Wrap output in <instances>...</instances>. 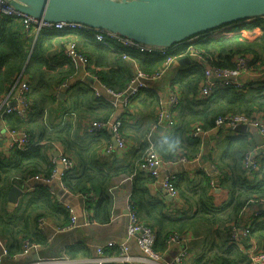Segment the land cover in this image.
I'll return each instance as SVG.
<instances>
[{
    "label": "trees",
    "instance_id": "1",
    "mask_svg": "<svg viewBox=\"0 0 264 264\" xmlns=\"http://www.w3.org/2000/svg\"><path fill=\"white\" fill-rule=\"evenodd\" d=\"M235 24L237 22L230 24L235 28L234 31H228L219 36L207 35L205 38L196 40L193 43L196 50L209 56L213 64L221 66H231L233 56L246 54L250 57L251 71L264 70V20L257 18L239 27ZM74 33L83 36L85 44L94 46L92 47L93 55L89 57V64L92 63L91 71L99 75L109 87L117 91L125 88L133 72L126 66L116 63L119 52L96 41L90 29ZM61 35L57 31H41L33 40V36L25 35V29L20 20L11 16H3L0 19V99L11 91L15 82H19L17 80H20L19 75L22 71L31 83L30 98L34 87L52 89L54 95L57 86L77 71V66L65 55L64 42L57 38ZM118 48L135 58L144 71H155L163 62V57L156 53H139L121 45H117V50ZM185 48V43L179 44L178 49L173 53L178 54ZM202 79V67L195 62L192 65L181 66L171 80V89L180 96L179 109L175 116L176 123L171 127V133L167 138L154 143L155 150L164 161H174L179 155H185L189 160L194 159L202 150V139L192 136L191 131L194 127L211 129L214 119L219 115L257 114L264 119V80L251 82L242 88H219L211 96H201L198 95V90ZM76 86L80 92L72 101V111L76 110L81 118L90 114L93 116L91 120H106L107 113L112 112L113 107L97 98L84 84L79 83ZM134 97L143 98L141 102L144 107H154L155 111L158 95L154 90L141 89ZM31 101V107L25 119L16 117L13 113H5L12 123L11 129H24L29 132L30 141L27 147L15 148L5 153L1 151L0 143V233L5 236L8 258L11 259V256L21 249L25 240L32 243L38 240L35 222L40 216L55 217L59 221L58 224L53 222L55 226L63 227L69 223L70 216L65 206L48 192L46 185H35L33 191L19 198L15 207L12 209L7 207L8 192L13 185L21 184L37 176L50 175L52 170L50 151L55 144L59 143L58 146L63 154L75 163L74 169L66 172L62 179L65 188L68 192H82L84 195L92 191L96 195L94 200L85 201L90 209L87 217L89 223L109 221L107 187L113 179L133 174L130 204L137 210L139 220L155 231L153 244L155 251L166 250V240L172 233L182 236L192 231L195 236L202 237V243H204V249L193 264H250L249 256L247 257V254L235 242L225 237V233L232 234L246 223L239 225V221L243 220L244 214L241 210L244 206L262 205L261 200H264V157L258 158L257 168L251 174L246 173L243 167V157L254 143L249 132L232 133L227 137L226 146L222 151L215 156L211 152L208 154L209 159L220 170L217 185L221 189L224 186L227 187L229 199L219 204L213 203V193L207 196L208 177L198 170V177L193 181L197 189H191L186 185L180 191L179 182L174 181L179 198L192 199L195 204V211L192 214L175 216L169 212L166 201L148 192L147 182L155 179L138 172L137 161L115 165L112 160L114 166L106 170L94 160L89 145L81 146L82 139L78 143L80 138L70 120L55 130L48 129L41 123L37 128L30 126L31 122L33 121V124L37 122L43 113L42 107L36 108L32 98ZM81 106H85L86 109L80 110ZM119 119L123 124L125 120L121 117ZM121 131L125 137L122 126ZM176 141L179 142L178 147L174 151L170 150L169 145ZM145 146L146 144L143 149ZM259 173L261 177H258ZM188 182L191 181L188 180ZM251 200H254V203L247 204ZM259 210L262 214L261 220L255 217L252 218L253 220H248L251 228L249 231L257 232L258 236L264 240V206L262 205ZM242 240H247V236H243ZM73 247L76 251H84V245L79 250ZM76 251L71 247L66 252L73 256Z\"/></svg>",
    "mask_w": 264,
    "mask_h": 264
},
{
    "label": "crops",
    "instance_id": "2",
    "mask_svg": "<svg viewBox=\"0 0 264 264\" xmlns=\"http://www.w3.org/2000/svg\"><path fill=\"white\" fill-rule=\"evenodd\" d=\"M60 33L62 35L57 38L64 42V52L67 48V43L72 39L77 41V49L80 53L86 55L88 59L93 55L92 47L94 46H92L91 44H85V39L83 36L76 35L75 33ZM36 36H33V40H35ZM54 48H56V44H54ZM233 57L231 58V61L233 60ZM192 59H190L188 63L178 62V60L173 62L166 70L164 75L154 82H149L148 87L154 89L158 96L166 95L169 90H172L171 80L176 75V72L184 64H195L196 61ZM116 63L121 66H126L129 70H131L133 72L132 77L138 69L142 70L139 62L132 57L122 59L117 56ZM91 68L92 63L91 65L88 64V66L84 69L81 66H77V71L63 80H66L68 82V86L66 88H63L60 91V94H58L57 96H54L52 94V89L34 87L35 89L33 88L31 91L33 104L34 106H36V108L37 106H41L43 113L38 118L37 122L33 124L32 121L30 126H34L37 128L38 124L41 123L48 129L55 130L56 128L64 126V124L68 120H70L73 124L77 136L80 138L79 142L78 140L77 142L80 143L82 139L83 141L81 146H90V151L94 155V160L97 161V164H101L104 167L103 169L110 170L112 166H114L112 165V160L115 165L129 164L131 163V161L138 162L142 153L143 146L147 143L146 138L149 137L150 140H152V142L154 143L159 140H163L170 135L171 128L167 129L165 127H159L156 131H153L150 134V127L155 119V111L154 107H144L143 103L141 102L143 98L141 97H134L128 105L121 103L115 107L106 101L113 107V111L107 113V119H119V117H121L123 120H125L122 124V129L126 137V146L124 148H116L115 146V148L111 152H106L107 143H113L112 139L110 138V132L108 130H105L103 133H98L95 136H91L86 130V122L93 116L90 114H84L85 116L81 118L76 113V110L72 111L71 109L73 99L80 92L78 86L76 85L81 83L84 84L87 88L91 89L90 85H94V76H98L100 78L99 75L91 71ZM254 74L259 80H264V75L261 77V73L254 71ZM19 78L29 79L27 75H23V71L20 73ZM198 95H200L199 90ZM10 96L11 95H9L8 93L0 99V143L1 151L5 153L8 152L7 146L11 140L9 129L12 128V123L9 121L8 115H5L3 111L6 108V105L14 104L13 101H10ZM79 109L85 110L86 108L85 106H81ZM178 109L176 110V113L178 112ZM248 132L254 139L253 146L249 150V152L252 153L251 155H259L260 152H264V141L262 144H258L253 137V134L257 131L251 129ZM232 133H235V131L230 128H223L220 130L209 129V131L201 137V152L194 159H191L186 163L172 164L167 162L163 164L160 169V176L158 177V179H150V181L147 182L148 192L152 196H155L159 199L162 198L164 201H166L167 207L171 214H174L175 216L192 214L195 211V204L193 200L186 198V200H183L179 198V196L171 200L166 199L165 191L160 184V179L164 176H174V181L179 182L178 189H180V191L186 185H188L191 189H194L195 186L193 181L198 177V170H201L202 172L204 170L210 171L212 166L217 167L215 163L211 159H209L208 154L211 152L213 156H215L220 151H222L226 146L227 137ZM58 145L60 144H55L52 151H55ZM51 153L52 155H55L57 152L55 151ZM132 176V174L119 176L113 179L107 187L106 193L109 198V221L107 223H89L85 220V217L82 214L84 203V196L82 192H66L62 195V199L65 202H62L57 198V195H60V193L64 192L61 191V188L58 187L56 182L51 184L55 192L53 197L63 205L70 204L71 206H73L77 216L74 227L72 229H65L63 231L53 233V228L57 227L53 224V222L56 224L59 223V221L55 217L48 216L49 225L44 229H40L37 226V222H35V230L36 228L38 229V240L33 242L34 244H37L38 247L32 249L28 254L19 258L18 254H20L23 247L22 246L21 249L16 253L18 258H14L16 254H13V256H11V259L5 258L1 264H34L36 262L45 260H60L58 264H65L63 263V260L66 257L70 259H79V262H81V258L94 257L96 252L95 246L102 245L108 240H115L117 242L126 241L129 246L130 253L135 258L131 264H168L177 253V246L173 245L167 247V249L164 250L161 259L157 261L148 260L142 258L136 246L135 239L127 237L126 226L128 219L126 215V206L127 196H130V189L133 178ZM258 177H261V173H259ZM188 180L191 182H188ZM38 184L46 185L42 182H37L32 178L30 180L24 181L21 184L13 185L12 187L19 186L18 188L26 190L24 192L25 195L23 194L24 196H26L29 192L33 191L35 185ZM209 186L207 187V196H210L211 193H213V203L219 204L220 202H224L229 199L230 194L227 187L224 186L222 187V189L220 187L217 189H213ZM211 190H213V192H211ZM22 196H18V200ZM256 209H261V205L252 204L247 207V211L244 213L243 220L239 221V225L245 222L246 223L240 228L249 225L248 220L253 218V211ZM261 217L262 214L259 218ZM240 228H237L236 230ZM183 235L188 239L184 241V245L188 247V254L180 264H193L196 257L204 249L202 237L195 236L192 231L186 232ZM5 242V236L0 233V252L6 248ZM235 243L245 254H247V257L249 256V258L253 250H264V240L262 237L260 238L258 236L257 232L250 233V231H248L247 240L239 239L238 242ZM83 245L85 253L84 251L79 250ZM73 246H75L79 251H76ZM71 247L76 251L73 256H70L66 252L67 249ZM104 253L110 254L112 253V250L106 249ZM106 263L121 264L115 261H109ZM250 264L255 263H252L251 261Z\"/></svg>",
    "mask_w": 264,
    "mask_h": 264
},
{
    "label": "built area",
    "instance_id": "3",
    "mask_svg": "<svg viewBox=\"0 0 264 264\" xmlns=\"http://www.w3.org/2000/svg\"><path fill=\"white\" fill-rule=\"evenodd\" d=\"M3 16H11L15 19L20 20L25 29V35L27 36H36L41 31H57L64 33H74L80 30H91V35L94 39L100 42L103 46L119 52V57L122 59L129 58L127 52L118 48L117 45L133 49L139 53L144 54H158L163 57V62L161 66L155 71H144L138 69L130 81L126 84L125 88L122 90H115L108 85H106L98 76H94V85H90L93 90L94 95L104 101L109 102L112 106H117L118 104H129L133 97L141 89H151L148 86L149 82H154L155 80L161 78L170 65L177 61L179 58L185 56L191 57L190 59L198 62L203 70V79L199 88V93L201 96H211L212 93L219 88H242L246 84L251 82H257L259 79L254 74V71L250 69V57L246 54H237L233 57L231 66H221L215 65L211 62L209 56H205L198 52L193 44L196 40L203 38V34H199L193 38H190L184 42L176 43L170 47H156L153 45H147L140 42L133 41L126 37L119 36L111 31H106L98 28H88L82 23L74 21H57L51 22L42 19L35 18L24 12L15 9L9 2V0H0V19ZM260 18L264 20V15L258 17H250L244 20L238 21L236 27L242 26L244 23H249L254 19ZM233 25H228L226 27L218 28L213 31L205 33V35L210 36H219L228 31H234ZM185 43L186 48L184 51L174 54L173 52L178 49L179 44ZM65 55L71 62L76 66H81L83 69L88 66L89 59L86 55L80 53L77 49V41L70 40L67 43V48L65 50ZM261 73V77L264 75V70L258 71ZM16 82L9 95H11L10 101H13V105H6L4 113L10 114L13 113L16 117L25 119L29 113L31 107V98L29 92L31 90V83L27 78H21ZM68 86V82L65 80L61 82L56 90L54 95L57 96L60 94V91L63 88ZM129 89V91H128ZM154 90V89H152ZM128 91V92H127ZM155 91V90H154ZM180 104V96L176 91L169 90V92L164 96H158V103L155 109V119L150 127V134L153 131H156L159 127L171 128L176 123V110ZM244 124L247 127V130L254 129L262 137L264 141V119L255 114V115H246L243 113H226L217 116L214 119L213 126L211 128L215 130H220L223 128H233L236 125ZM122 121L120 119H90L86 122V130L91 136L97 135L103 130H108L110 132V138L114 139L116 144L111 142L107 143L106 152H111L115 146L116 148H124L126 146V138L123 136L121 131ZM209 130H205L201 127H194L191 131V135L194 137H201L205 135ZM9 134L11 140L7 146L8 152L17 148L24 149L29 144V133L24 129H9ZM236 134H240L236 132ZM147 143L143 149L140 159L137 164V171L141 172L144 176L158 179L160 176V169L165 163H186L189 159L185 155H179V157L174 161H164L160 155L155 150L154 142L150 138H146ZM55 155L51 157L52 170L49 176H37L33 179L37 182H42L48 186V192L54 196V188L51 186L54 182L61 188V191L66 193L68 190L63 184V177L66 172H69L74 169V161L63 154L59 146L56 147ZM55 151H50L55 152ZM52 154V153H51ZM252 153L247 151L243 157V167L245 172L251 174L253 170L257 168L258 158L264 157V152H260L259 155H251ZM207 177L208 182L211 188L217 189V178L220 174V170L217 167L212 166L210 171H203ZM133 175V174H132ZM161 187L164 189L165 194L171 195L173 198L178 197L177 188L174 182V176H164L160 179ZM17 188L19 186H16ZM19 196H22L26 190L19 188ZM84 203L82 208V214L85 217V220L88 222L87 217L90 214V209L85 203L86 200H94L96 195L92 192H87L84 195ZM58 198V197H57ZM60 199V198H58ZM61 200V199H60ZM63 202V201H62ZM264 206V200H261ZM249 203H254V200L249 201ZM261 205V206H262ZM66 210L69 213V223L66 226L54 227L53 233L63 231L65 229H72L76 222L77 216L73 206L70 204L64 205ZM127 226L126 234L127 237L134 238L136 246L144 259L157 261L161 259L163 252H158L153 249V244L155 241V231L143 224L138 217V212L130 204V196H127ZM247 211V205L244 206L241 210V213ZM260 210L256 209L253 211V217L258 219L260 217ZM259 218L258 220H260ZM253 220V219H252ZM49 225L48 218L45 216H40L37 219V226L40 229H44ZM250 229V224L246 225L236 231L231 235V242H238L239 239H242L243 236H247V233ZM239 235L241 237L239 238ZM188 240L186 236H180L178 233H172L166 240L167 247L177 246L178 251L171 259L168 264H180L183 259L188 254V247L185 246L184 241ZM22 250L18 254L19 258L28 254L32 249L38 247L37 244H34L28 240H25L22 244ZM106 249H111L112 253L105 254ZM167 249V248H166ZM95 256L92 258H81L79 259H70L66 257L63 260L65 264H104L109 261L119 262L121 264H131L134 261V256L130 253L129 246L126 241L117 242L115 240H108L102 245L95 246ZM5 258H8L6 248L0 252V264ZM14 258H18L17 254ZM139 259V257H138ZM250 259L252 263L255 264H264V250L256 249L253 250L250 254ZM60 260H45L39 261L34 264H58Z\"/></svg>",
    "mask_w": 264,
    "mask_h": 264
},
{
    "label": "water",
    "instance_id": "4",
    "mask_svg": "<svg viewBox=\"0 0 264 264\" xmlns=\"http://www.w3.org/2000/svg\"><path fill=\"white\" fill-rule=\"evenodd\" d=\"M17 10L38 19L74 21L88 28L111 31L119 36L156 47H170L199 34L226 27L250 17L264 15V0H9ZM188 56L178 62H187ZM129 91V89H128ZM127 91V92H128ZM235 132L247 133L244 124ZM263 143L258 132L253 134ZM116 144L115 140L112 139ZM20 190L8 192L7 207L12 209ZM57 197L61 201L62 195ZM168 200L171 195L165 194Z\"/></svg>",
    "mask_w": 264,
    "mask_h": 264
},
{
    "label": "clouds",
    "instance_id": "5",
    "mask_svg": "<svg viewBox=\"0 0 264 264\" xmlns=\"http://www.w3.org/2000/svg\"><path fill=\"white\" fill-rule=\"evenodd\" d=\"M215 30V29H214ZM211 31H213V30H211ZM206 33H208V32H206ZM203 34V33H202ZM203 38H205L207 35H205V33L203 34ZM208 36H210V35H208ZM248 132V131H247ZM178 144H179V142L178 141H176V142H173V143H171L170 145H169V148H170V150H175L177 147H178Z\"/></svg>",
    "mask_w": 264,
    "mask_h": 264
},
{
    "label": "rangeland",
    "instance_id": "6",
    "mask_svg": "<svg viewBox=\"0 0 264 264\" xmlns=\"http://www.w3.org/2000/svg\"><path fill=\"white\" fill-rule=\"evenodd\" d=\"M220 233H223V232H221V231H219ZM231 233H229V232H227V233H225V237H226V239L227 240H229L230 238H231Z\"/></svg>",
    "mask_w": 264,
    "mask_h": 264
}]
</instances>
